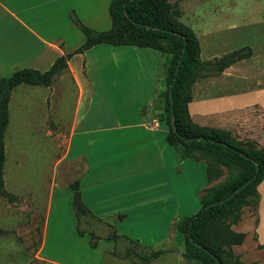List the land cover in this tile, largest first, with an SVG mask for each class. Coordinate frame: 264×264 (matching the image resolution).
<instances>
[{
    "label": "crops",
    "instance_id": "crops-1",
    "mask_svg": "<svg viewBox=\"0 0 264 264\" xmlns=\"http://www.w3.org/2000/svg\"><path fill=\"white\" fill-rule=\"evenodd\" d=\"M11 1L0 0V70L30 68L44 72L57 57L79 47L67 48L59 36L49 39L29 26L56 21V16L34 13L42 4L56 9L64 0H23L25 4L16 7ZM84 5L89 7L90 3H80V7ZM90 17L108 25L96 11ZM213 38L205 41L207 55H212L208 48L213 46ZM257 47V51L250 49L249 58L233 63L218 76L202 77L193 83L187 105L193 123L232 134L252 129L256 122L262 127L264 42ZM162 60L161 53L150 48L106 44L74 55L67 70L76 98L67 115L63 159L83 166L76 180L78 191L84 206L96 218L112 224L119 234L139 245L156 246L173 239L183 248V238L175 226L199 211L200 195L212 184L207 182L202 161L181 157L166 141L167 127L155 109L156 94L164 89ZM240 62L246 65H237ZM249 68L251 81L243 79ZM44 88L52 91L51 86ZM64 99L59 103L62 114ZM55 194L58 199L69 198L71 204L73 191L53 184L46 223ZM231 229L244 235L243 242L233 247L235 255L245 264H264V180L257 186L255 205L244 207ZM46 231L47 226L44 237ZM43 251L44 244L41 254Z\"/></svg>",
    "mask_w": 264,
    "mask_h": 264
},
{
    "label": "rangeland",
    "instance_id": "rangeland-1",
    "mask_svg": "<svg viewBox=\"0 0 264 264\" xmlns=\"http://www.w3.org/2000/svg\"><path fill=\"white\" fill-rule=\"evenodd\" d=\"M24 1L29 3L35 0ZM83 1L86 0H64L59 2L56 9L42 4L34 14L51 18L56 16L58 19L31 23L29 26L49 39L59 36L67 48L80 46L84 38L73 23L74 19L77 18L91 29L95 27L106 31L111 27L108 14L111 0H87L90 6L84 5L82 8L80 3ZM25 3L23 0H12L10 4L16 7L17 4L22 6ZM170 3L174 4V0H170ZM177 8L180 11L179 21L190 27L201 43L202 62L206 66L202 77L220 74L209 65L215 58L241 48L257 51L258 43L264 42V0H183L177 3ZM95 11L98 17L106 19L107 26L90 17ZM212 35L213 46L212 49L208 48L212 55H207L205 41ZM237 65L244 66L246 62ZM166 72L163 63L160 72L163 81ZM11 73L9 70H0V77ZM251 76L249 68L243 79L251 81ZM69 79V72L65 70L54 77L52 91L27 85H20L12 91L9 123L4 137L5 195L0 193V264H55L43 259V256L66 264H132L129 260L118 259L110 252H105L119 251L132 245L124 242L114 244L101 239L97 247H92L98 240L96 236H90L87 231L89 226L83 223L81 228L87 232L81 236L77 234L69 198L58 199L56 194L53 196L51 213L46 223L53 184L62 190L70 189L83 170L80 163H69L63 159L64 139L69 124L67 115L71 114L76 98L75 87ZM62 98H65L64 116L59 106ZM162 107V103L155 100L156 116L161 115ZM232 135L241 145L252 141L259 148L263 145L264 123L261 127L256 122L252 129H242L240 134ZM227 176V171L223 170L219 180ZM45 226L47 231L44 237ZM93 229L99 236L110 232L101 223H94ZM42 244L44 251L41 254ZM147 247L166 251L149 264H197L182 258L184 246L179 248L178 242L173 239Z\"/></svg>",
    "mask_w": 264,
    "mask_h": 264
},
{
    "label": "trees",
    "instance_id": "trees-1",
    "mask_svg": "<svg viewBox=\"0 0 264 264\" xmlns=\"http://www.w3.org/2000/svg\"><path fill=\"white\" fill-rule=\"evenodd\" d=\"M180 1L183 0H174V4L170 0H111L108 6L111 27L108 30H93L76 18L73 23L84 37L78 48L57 57L44 72L24 68L0 77V193L5 195L4 137L13 89L20 85L50 87L54 77L67 70V63L74 55L82 54L95 45L150 48L161 53L162 64L167 69L165 81L161 79L164 89L155 97L163 106L161 115L157 117L167 127L166 141L178 150L181 157L202 161L207 182L212 184L200 195L199 211L194 216L182 218L175 226L183 238L181 256L197 264H245L233 251L234 246L243 242L244 235L234 232L231 226L240 219L244 207L255 205L257 186L264 180V144L259 148L252 141L241 145L230 131L202 127L190 119L187 105L191 101V86L202 77L206 66L200 59L197 36L179 21L177 3ZM245 50L241 48L226 53L209 65L221 73L233 63L249 58L251 51L249 48ZM223 170L228 176L219 180ZM70 189L73 191L71 207L79 236L88 231L97 240L132 245L110 252L113 257L129 260L132 264H149L166 252L139 245L137 241L119 234L112 224L96 218L84 206L77 181ZM82 223L88 225L89 230H83ZM94 223L103 224L110 232L105 236L96 235Z\"/></svg>",
    "mask_w": 264,
    "mask_h": 264
},
{
    "label": "water",
    "instance_id": "water-1",
    "mask_svg": "<svg viewBox=\"0 0 264 264\" xmlns=\"http://www.w3.org/2000/svg\"><path fill=\"white\" fill-rule=\"evenodd\" d=\"M169 98H170V102H171V93H169ZM233 195V194H232ZM214 204H211L210 206H213Z\"/></svg>",
    "mask_w": 264,
    "mask_h": 264
}]
</instances>
